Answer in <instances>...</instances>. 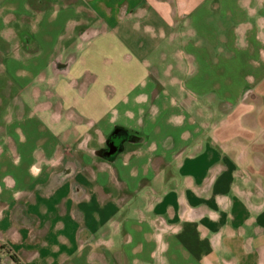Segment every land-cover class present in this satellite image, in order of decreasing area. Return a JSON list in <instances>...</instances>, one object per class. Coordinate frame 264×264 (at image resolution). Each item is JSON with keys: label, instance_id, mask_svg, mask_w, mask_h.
Here are the masks:
<instances>
[{"label": "crops", "instance_id": "1", "mask_svg": "<svg viewBox=\"0 0 264 264\" xmlns=\"http://www.w3.org/2000/svg\"><path fill=\"white\" fill-rule=\"evenodd\" d=\"M0 264H264V0H0Z\"/></svg>", "mask_w": 264, "mask_h": 264}, {"label": "rangeland", "instance_id": "2", "mask_svg": "<svg viewBox=\"0 0 264 264\" xmlns=\"http://www.w3.org/2000/svg\"><path fill=\"white\" fill-rule=\"evenodd\" d=\"M3 256L2 258H5L7 253L5 252V244L0 243V256Z\"/></svg>", "mask_w": 264, "mask_h": 264}]
</instances>
